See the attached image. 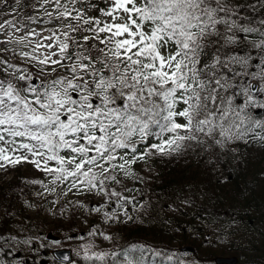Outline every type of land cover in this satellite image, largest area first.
I'll list each match as a JSON object with an SVG mask.
<instances>
[{"label": "snow or ice", "instance_id": "6c2138e0", "mask_svg": "<svg viewBox=\"0 0 264 264\" xmlns=\"http://www.w3.org/2000/svg\"><path fill=\"white\" fill-rule=\"evenodd\" d=\"M4 4L14 15L21 0ZM41 9L46 19L30 12L28 23H0L3 33L20 34L17 44L39 38L18 55L0 46V168L27 162L53 184L106 197L97 213L114 199L105 220L127 223L125 205L135 197L123 192L132 189L109 185L121 184L120 174L136 176L139 161L196 149L236 152L229 147L236 142L264 147V0H37L34 12ZM54 22L47 36L25 31ZM13 59L38 67L44 79ZM30 243L0 234V253ZM94 247H84L92 264H183L174 251L145 243ZM3 256L0 264H15Z\"/></svg>", "mask_w": 264, "mask_h": 264}, {"label": "trees", "instance_id": "16d2710c", "mask_svg": "<svg viewBox=\"0 0 264 264\" xmlns=\"http://www.w3.org/2000/svg\"><path fill=\"white\" fill-rule=\"evenodd\" d=\"M32 2L28 0L33 6ZM23 8L36 15L34 8ZM229 147L237 151L196 149L159 156L157 172L151 173V182L143 188L142 223L119 229L125 240L114 244L115 251L130 242L145 243L162 252L174 251L183 264H215L216 257L226 256L237 257L238 264H264V147L251 142ZM27 181L31 180L20 175L9 182L0 180V234L31 239L35 247L27 251L25 245L15 244L4 249L11 255L0 256L15 264L17 254L25 259L24 264L26 260L41 264L44 259L59 264L51 258L49 246H39L42 229L28 215L27 203L40 184ZM208 235L215 238L208 240ZM186 245L193 246L196 253L180 254L178 249ZM74 256L73 264H92L78 253Z\"/></svg>", "mask_w": 264, "mask_h": 264}, {"label": "rangeland", "instance_id": "374dc122", "mask_svg": "<svg viewBox=\"0 0 264 264\" xmlns=\"http://www.w3.org/2000/svg\"><path fill=\"white\" fill-rule=\"evenodd\" d=\"M32 3V8L35 9L37 0H33ZM8 4L15 5V0H8ZM22 6L23 4L21 0L18 12L13 15L12 9L4 4V0H0V23H3L5 19L15 22L20 15L27 20V13L29 12V9H24ZM46 7L48 11L53 10L51 6ZM36 15L39 18H46L44 16L43 9L36 12ZM32 28H35L37 32H41L42 36H47L50 34V30L56 28V24L54 22L53 24L34 25L25 29V31ZM12 33V29H9L7 33H3V30H0V41L11 40V43L0 46L7 47L10 50L15 48L17 55L21 50L31 52L32 46H34L37 39H39L37 37L30 38L29 41L25 42L28 44V46L25 47L24 44L16 43V39L20 34L16 33L13 35ZM41 43L46 44L47 41L41 40ZM40 52L46 54V50L43 48L40 49ZM9 54L10 53H4L3 55L7 56ZM12 62L29 67L33 77L39 76L38 67L33 68L32 65H24L22 61L17 59H13ZM57 71L61 73L63 72L62 69H57ZM55 75L56 73H52L47 77V79H53L55 78ZM39 79H44V76H39ZM158 158L159 155H153L147 157L143 161H139L132 166L136 176L125 178L122 174H120L121 184L109 185L110 189H116L122 192L124 187L132 189L130 192H123V194L129 198L135 197L131 204L125 205L128 214L133 217V220L127 223L105 220L104 212H110L112 208L116 207L114 199L111 207L103 208L99 213H97L92 209L100 207L101 203L107 202L106 197L97 195L95 192L89 193L86 190L83 192H79L77 189L69 191L68 187L59 182L53 184L51 176H47L36 170L30 163L22 162L19 165L8 167L7 169L0 168V180L9 182L20 175L21 177H26L31 181H43V184L39 183L40 189L37 191L35 196L32 199H29L27 203L28 215L33 219L35 224L42 229V243L39 241V246H49L51 250L70 249L74 253H78L84 257V247L90 243L95 245L93 251L104 250L111 252L115 250L114 244L123 243L125 240L123 231L120 234L119 229L121 228V230H124V227H131L138 223L135 222L136 218L143 213V205L145 203L143 188L146 183L151 182V173L157 172L159 165ZM263 167L264 164L262 165V168ZM117 211L120 213V221H123L124 209H117ZM93 231H95L96 234H90ZM50 232L56 236H61L62 238L64 237V242L58 244L48 242L46 240V235ZM101 232L112 237L115 236V239L104 240L103 237L99 235ZM213 237H209L208 240ZM25 246L27 247V251L35 247L34 242ZM188 256L189 255H187V257ZM17 258L16 264H24L25 259H19L20 257Z\"/></svg>", "mask_w": 264, "mask_h": 264}, {"label": "water", "instance_id": "95a60500", "mask_svg": "<svg viewBox=\"0 0 264 264\" xmlns=\"http://www.w3.org/2000/svg\"><path fill=\"white\" fill-rule=\"evenodd\" d=\"M47 240L58 242V241H60V238L57 236H54L53 233H49L47 235ZM180 251L181 252L194 253L195 250L193 247L187 246V247L182 248ZM52 256L54 257V259L56 261H58L59 263H62V264H71L73 261L72 252L70 250H67V249L53 251ZM64 256H67L68 259L67 260L61 259ZM216 263L217 264H237V260L235 258H228V259L218 258L216 260Z\"/></svg>", "mask_w": 264, "mask_h": 264}]
</instances>
